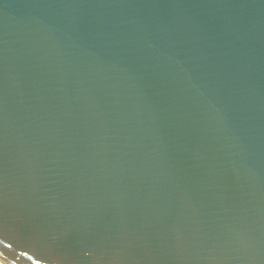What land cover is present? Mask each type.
Here are the masks:
<instances>
[{"label":"water","instance_id":"95a60500","mask_svg":"<svg viewBox=\"0 0 264 264\" xmlns=\"http://www.w3.org/2000/svg\"><path fill=\"white\" fill-rule=\"evenodd\" d=\"M0 262L264 264V0H0Z\"/></svg>","mask_w":264,"mask_h":264},{"label":"bare ground","instance_id":"6f19581e","mask_svg":"<svg viewBox=\"0 0 264 264\" xmlns=\"http://www.w3.org/2000/svg\"><path fill=\"white\" fill-rule=\"evenodd\" d=\"M0 264H4V263L0 262Z\"/></svg>","mask_w":264,"mask_h":264}]
</instances>
